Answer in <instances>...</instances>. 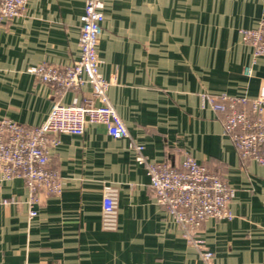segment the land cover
I'll return each instance as SVG.
<instances>
[{
  "label": "crops",
  "instance_id": "0c3cea01",
  "mask_svg": "<svg viewBox=\"0 0 264 264\" xmlns=\"http://www.w3.org/2000/svg\"><path fill=\"white\" fill-rule=\"evenodd\" d=\"M102 1L99 72L130 136L114 139L90 122L80 135L60 134L48 160L57 195L32 201L21 178L0 175V264H198V248L153 197L131 142L150 162L177 166L187 154L218 173L232 191V217L205 218L197 238L213 264H264V165L240 155L224 131L226 112L205 99L252 98L264 85V57L240 33L264 19V0ZM83 6L26 0L0 25V118L34 126L55 102L83 103L80 90L56 93L27 72L78 57ZM105 184L119 191L115 231L100 226Z\"/></svg>",
  "mask_w": 264,
  "mask_h": 264
},
{
  "label": "built area",
  "instance_id": "2783aa9c",
  "mask_svg": "<svg viewBox=\"0 0 264 264\" xmlns=\"http://www.w3.org/2000/svg\"><path fill=\"white\" fill-rule=\"evenodd\" d=\"M26 0H0V25L18 16ZM102 0H84L79 17L78 57L65 66L41 63L27 72L54 87L56 93L81 91L83 103L55 102L38 125L26 126L7 117L0 118V175L3 180L19 177L30 199L40 192L57 195L61 190L58 175L48 167L51 150L60 134L80 135L87 122L101 124L114 138H128V129L109 101V81L99 72L98 43L102 33ZM254 57H264V19L254 28L241 29ZM250 74V68H245ZM85 88H88L85 91ZM214 111L226 112L224 131L241 156L264 165V85L252 98L207 95ZM134 159L144 166L148 187L180 229L181 236L199 250L198 264H213L212 251L197 238L205 218L232 217L228 202L232 191L218 173L185 154L177 166L154 163L143 154V145L131 142ZM119 191L105 184L101 189L100 226L104 231L118 227ZM36 215L34 210L29 216Z\"/></svg>",
  "mask_w": 264,
  "mask_h": 264
}]
</instances>
